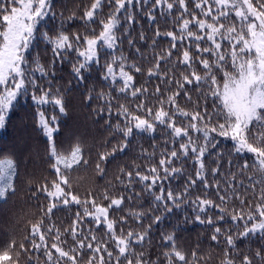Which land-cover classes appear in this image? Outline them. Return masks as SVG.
Segmentation results:
<instances>
[{
	"label": "snow or ice",
	"instance_id": "1",
	"mask_svg": "<svg viewBox=\"0 0 264 264\" xmlns=\"http://www.w3.org/2000/svg\"><path fill=\"white\" fill-rule=\"evenodd\" d=\"M139 2L140 0H92L90 7L81 17L86 25L84 33H68L66 30H61L55 36H50L47 32L40 31L38 26L45 17L54 15L53 0H8L9 4L17 5L11 8L5 6L4 0H0V129L5 128L9 113L15 107L14 102H17L20 96H28L29 89H31L30 98L37 106L52 104L60 113L65 112L63 96L59 93V89L56 90V94H53L52 89L43 87L35 76V73L39 72L47 77L49 71L41 63L38 54L29 61L34 42L43 39L51 44L53 63L55 59L62 60L69 50L75 51L78 60L72 70L76 77L83 80L82 70L89 69L92 63H100L101 48L115 49L118 46L120 36L117 33L121 27V14L126 21H133L134 16L129 11L128 5ZM193 3L194 9L200 11V16H197L195 10H189L187 0H174V2L155 0L154 7L166 5L168 10H172L178 4L182 10L178 18L181 23L179 35L171 31L164 33L171 39L170 48L163 55L157 54L153 68L148 69V75L151 77L158 74L161 61L172 56L171 49L177 48V42L183 45L188 40L189 48L194 45L197 55H193L188 48H184L178 62L190 71L187 74L181 73L180 79H169L170 84L175 83L176 91L168 95L166 100L160 99L158 107H147L144 101H141L136 104V109L133 111L121 104L118 115L124 117V123L123 125L117 123L116 130L127 140L133 135L134 129L145 132L155 131L157 122L170 129L172 142L174 145L178 143V149L174 147L170 152L165 150L159 160V167L152 166L148 174H141L140 171L134 174L131 171L126 172L128 185H131L133 176L139 179L143 185V191L151 194L154 202H159L156 208L149 209L153 213L160 207H163L165 212H171L173 208L181 207V203L188 202L185 196L189 188L196 185L197 180L203 183L205 189L214 187L220 203L199 196L190 202L198 213L207 215L209 210L215 208L220 214L216 220L211 216L205 220L197 214L195 220L201 224L212 225L217 221L230 219L233 227L237 229L236 233L233 234L231 229L223 230L217 226L214 228L211 240L218 241V238L223 236L229 248H234L237 237L255 234L264 237V187L261 188L257 202L253 204L248 201L245 207V199L231 184L224 189V194H220L218 182L214 186L208 184L204 158L210 148L214 149L218 146V138L230 140L234 153L251 154L254 157L252 168L254 174L260 176L256 183L264 185V0H193ZM105 5L110 8V11L106 18H98V13ZM185 13H189L191 19L186 18ZM208 17L211 19H207ZM149 18L155 19L151 14ZM97 22L100 26L98 32L97 29L88 27ZM156 34L160 35L159 30ZM141 39H143L142 35ZM202 43L204 47H201ZM196 62L202 65L203 75L194 70L193 65ZM102 68L104 79H110L114 84L119 83L120 86L116 89L118 92L133 98H139L147 92V89L134 86V76L128 69L132 68L139 73L141 68L135 63L129 65L125 56H113L110 61H105ZM229 68L231 70H228ZM218 72L223 75L222 84L217 80ZM186 85H193L195 88L207 86L208 91L203 92L202 95L205 98L210 95L218 101L219 103L214 106L217 110L210 114L206 107L197 111L181 108L177 103L181 92L189 100L191 99ZM156 91H160L159 87ZM100 95L104 96L103 93ZM108 110L111 111L110 102ZM140 111H143L145 115L137 114ZM37 115L38 126L49 139L50 155L55 161L52 167L57 176L50 186L46 184L40 189L48 198H51L45 215L50 216L58 206L69 204L81 206L82 213L77 211L72 225L64 229V233H68L73 240L70 248L65 250L63 247L67 241L61 239L63 233L58 228L55 229L54 242L50 247L48 246L46 236L41 230L43 219L31 226L32 247L37 251L43 248L48 264H69V262L78 264V256L84 249L92 253L88 264H94V262L110 264L114 254L109 250L108 243L98 240L93 230L89 229L88 234L85 235L79 227L86 217H91L97 227L103 225L106 228V233L116 249V264H120L121 257H124L126 264H155L153 261L144 259L143 252L135 253L132 247L133 244L143 242L152 225L149 224L148 229L143 232L129 230L125 234L121 229L117 234V221L109 218V210L120 208L125 199L123 195L113 197L105 191L102 194V200L108 201L105 206L103 203H98L91 192L88 193L87 198L81 199L71 191V184L68 177L64 175L62 167L68 170L81 162L87 163L83 161L81 147L77 144L69 155L58 152L53 140V134L58 130L55 126L57 117L55 115L48 117L44 111H38ZM177 116L185 118L187 123L182 126L177 124ZM190 133H198L199 136L194 138ZM126 147V143L121 144L118 148L114 147L111 153L100 154L96 165L97 171L102 173L100 164L116 151H123ZM189 157L193 158L198 165L195 178L189 175L183 192L166 189L161 182L182 171L181 168L173 167L172 161ZM248 167L245 161L241 170H247ZM211 172L216 175L218 169H212ZM15 174L14 159L10 156L0 158V199L5 198L9 191H14ZM117 179L120 178L117 177ZM157 187L159 190L155 191ZM136 195L140 194L136 193ZM233 197L239 200V206L233 205L229 209L228 202ZM130 214L137 220H142L147 215V213L135 211ZM151 219L152 223H157L163 217L153 215ZM241 221L243 231L239 230L238 222ZM120 222H125V218L121 217ZM47 231L51 233L53 226H50ZM36 237L39 238V243L36 242ZM164 239L172 244L171 250L164 253L166 264H177V262L190 264L186 255L176 247L173 235H165ZM15 246L16 242L12 241L5 250L0 251V264H16L11 254ZM19 248L27 251L23 242L20 243ZM101 253L107 255V261L105 255ZM16 255L18 256L19 253ZM255 255L261 257L264 264V255L260 251H257ZM133 256L134 260L131 258ZM192 257L196 258L195 252L192 253ZM222 264H236L227 250ZM240 264H253V261L249 256L244 255Z\"/></svg>",
	"mask_w": 264,
	"mask_h": 264
},
{
	"label": "trees",
	"instance_id": "2",
	"mask_svg": "<svg viewBox=\"0 0 264 264\" xmlns=\"http://www.w3.org/2000/svg\"><path fill=\"white\" fill-rule=\"evenodd\" d=\"M91 2L92 0H53L52 13L54 15L50 14L45 17L38 26L40 31L47 32L50 36H55L61 30H66L68 33H84L86 25L81 17L90 7ZM169 2H174V0H169ZM154 3L155 0H140L139 3L128 5L134 20L126 21L124 15L121 14V27L117 33L120 36L118 46L115 49L101 48L100 63H92L89 69L82 70L83 80L76 77L72 70L78 60L75 51L69 50L62 60L55 59L53 63L51 44L43 39L34 42L29 61L38 54L41 63L49 71L47 77L39 72H36L35 76L43 87H50L53 94H56V90L59 89V93L63 96L65 112L60 113L52 104L37 106L30 98L31 89H29L28 96H20L15 102L5 128L0 131V158L10 156L16 165V174L13 179L14 191H9L5 198L0 199V251L5 250L12 241H15L16 246L11 254L16 264H48L43 248L37 251L32 247L31 226L33 224L43 219L41 230L46 236L49 247L54 242L55 229L58 228L63 233L61 239L67 241L63 245L67 250L73 245V240L68 233H64V229L72 225L77 211L82 213L81 206L69 204L58 206L50 216L45 215L51 198H48L46 193L40 189L46 184L50 186L57 176L52 167L55 161L50 155L49 139L38 126V111H44L48 117L53 115L57 117L55 126L58 130L53 134L57 151L69 155L72 149L79 144L83 161H87L86 164L81 162L68 170L61 166L64 175L69 179L71 191L81 199L87 198L88 193L91 192L97 198V202L105 206L108 203L102 200V194L105 191L113 197L123 195L125 199L120 208L109 210V218L117 221V234L121 229L125 234L129 230L143 232L148 229L149 224L152 225L143 242L133 244L135 253L143 252L145 254L143 258L155 264H166L164 253L171 250L172 244L165 240L164 236L170 234L174 237L176 247L186 255L190 264H222L226 250L236 264H240L244 255L249 256L253 264H262L261 257L255 255L257 251L264 255V237L260 234L237 237L235 247L229 248L223 236H220L218 241L211 240V236L217 226L223 230L231 229L235 234L237 229L233 227L230 219L217 221L212 225L201 224L195 220L197 214L205 220L208 216L216 220L220 214L215 208L209 210L207 215L198 213L190 202L199 196L220 203L214 187L205 189L203 183L197 180L196 185L191 186L185 196L188 202L181 203V207L173 208L171 212H165L163 207H160L153 213L149 209L156 208L159 202H154L152 195L143 191V185L139 179L133 176L131 185H128L126 172L131 171L134 174L140 171L141 174H148L152 166L159 167V160L165 150L170 152L174 147L178 149L179 145L178 143L173 144L171 130L158 122L155 131L145 132L134 129L133 135L125 140V137L116 130L117 123L121 125L124 123V117L118 115L119 106L123 104L135 111L136 104L144 101L147 107H158L160 99L166 100L168 95L176 91L175 83L170 84L169 79H180L181 73L187 74L190 71L178 62L184 48H188L193 55H197L194 45L189 48L188 40L183 45L177 42V48L171 49L172 56L161 61L158 74L151 77L148 75V69L153 68L157 54L163 55L170 48L171 39L164 33L171 31L179 35L181 23L178 18L182 10L178 4L172 10H168L166 5L154 7ZM187 3L189 10H195L197 16H200V11L194 9L193 0H187ZM4 4L9 8L17 6L9 4L8 0H4ZM109 11L110 8L105 5L98 13V18H106ZM73 14H75L74 17ZM149 14L155 19H150ZM69 17L73 18L69 19ZM185 17L191 19L189 13H185ZM222 22L227 23V21ZM88 27L95 28L98 32L100 26L97 22ZM157 30L160 35L156 34ZM192 30L196 31L195 28ZM204 46L202 43L201 47ZM120 55L126 57L129 65L135 63L141 68L139 73L132 68L128 69L134 76V86L147 89V92L139 98L118 92L116 89L120 86L119 83L114 84L110 79L103 78L102 65L105 61H110L113 56L119 57ZM208 58L211 59V57ZM193 68L203 75L202 65L198 62L193 65ZM217 80L222 84V73H217ZM158 87L159 92L156 91ZM186 89L191 99L189 100L181 92L177 98V103L181 108L187 111H197L206 107L210 114L217 110L214 106L219 102L210 95L207 98L202 95L203 92L208 91L207 86L195 88L193 85H186ZM101 93L104 94L103 97ZM166 107L170 106L166 105ZM137 114L145 115L143 111ZM213 119L215 120V117ZM176 122L182 126L187 123V120L177 116ZM190 134L194 138L199 136L198 133ZM218 140V146L214 149L210 148L204 158L208 184L214 186L218 182L220 194H224V189L231 184L245 199V207L248 201L255 204L264 185L256 183L260 176L254 174L252 168L254 157L251 154L234 153L230 140L224 138H218ZM125 143L127 147L123 151H116L102 162L100 167L103 172H98L96 165L100 154L111 153L114 147L118 148L119 145ZM245 161L249 167L242 171L241 166ZM172 166L181 168V173L161 183L166 189L171 188L174 192H183L189 175L195 178L198 165L193 158L189 157L174 159ZM212 169H218L216 175L212 174ZM154 190L158 191L159 188ZM136 193L140 195L137 196ZM233 205L239 206V200L234 197L228 202L229 209ZM132 211L144 212L147 215L142 220H137L130 214ZM153 215H161L163 219L152 223ZM121 217L125 218V222H120ZM238 223L240 224L239 230L243 231V222ZM50 226H53L51 233L47 231ZM79 227L85 235L91 229L98 240L107 242L109 250L114 254L110 264H116V249L106 233V228L103 225L97 227L91 217L90 219L86 217ZM35 239L37 243L40 242L38 237ZM21 242L24 243L27 251L19 248ZM52 251L55 252V250ZM193 252L196 253L195 259L192 257ZM16 253L19 255L17 256ZM101 254L105 255L107 261V255ZM91 255V251L82 250L78 256V264H88ZM131 258L135 259L134 256ZM120 264H126L124 257L120 258ZM177 264H182V262H177Z\"/></svg>",
	"mask_w": 264,
	"mask_h": 264
},
{
	"label": "rangeland",
	"instance_id": "3",
	"mask_svg": "<svg viewBox=\"0 0 264 264\" xmlns=\"http://www.w3.org/2000/svg\"><path fill=\"white\" fill-rule=\"evenodd\" d=\"M19 98V97H18ZM15 103V102H14ZM2 129H0V131H1ZM63 212V211H62ZM89 219H90V217H89ZM12 222V220L10 221V223ZM13 222H14V220H13Z\"/></svg>",
	"mask_w": 264,
	"mask_h": 264
}]
</instances>
